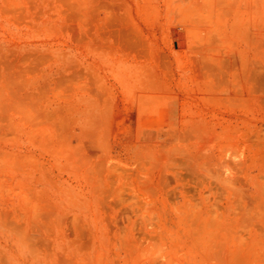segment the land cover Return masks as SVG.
Instances as JSON below:
<instances>
[{"label":"rangeland","instance_id":"374dc122","mask_svg":"<svg viewBox=\"0 0 264 264\" xmlns=\"http://www.w3.org/2000/svg\"><path fill=\"white\" fill-rule=\"evenodd\" d=\"M0 264H264V0H0Z\"/></svg>","mask_w":264,"mask_h":264}]
</instances>
